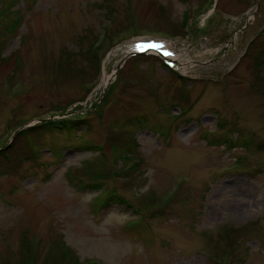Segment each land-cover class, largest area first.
<instances>
[{"label":"rangeland","instance_id":"rangeland-1","mask_svg":"<svg viewBox=\"0 0 264 264\" xmlns=\"http://www.w3.org/2000/svg\"><path fill=\"white\" fill-rule=\"evenodd\" d=\"M81 263L264 264V0H0V264Z\"/></svg>","mask_w":264,"mask_h":264},{"label":"trees","instance_id":"trees-1","mask_svg":"<svg viewBox=\"0 0 264 264\" xmlns=\"http://www.w3.org/2000/svg\"><path fill=\"white\" fill-rule=\"evenodd\" d=\"M79 123H81V120L78 118H75V117H71V118H68V117L65 118L64 117V118H60V119L55 118V119L45 121L42 124H38V125H35L32 127L23 129L22 131H20L17 134L16 138L18 136H20L21 134H24L26 132H28V134L33 133V132L38 133V132H42L43 130H53L55 128H60V127L63 128V126L65 129H70L73 126L78 125ZM12 146H13V144L10 147H12ZM4 149H8V148L6 147ZM115 197H116L115 193H110V195L105 199V205H109V203H111L112 201L115 200ZM120 200L123 203H126V201H127L125 199H120Z\"/></svg>","mask_w":264,"mask_h":264},{"label":"snow or ice","instance_id":"snow-or-ice-1","mask_svg":"<svg viewBox=\"0 0 264 264\" xmlns=\"http://www.w3.org/2000/svg\"><path fill=\"white\" fill-rule=\"evenodd\" d=\"M138 47L140 48L141 51L145 50L142 46H138ZM148 47L157 48V47H160V45L151 44V45H148ZM165 55H170V53H165Z\"/></svg>","mask_w":264,"mask_h":264},{"label":"bare ground","instance_id":"bare-ground-1","mask_svg":"<svg viewBox=\"0 0 264 264\" xmlns=\"http://www.w3.org/2000/svg\"><path fill=\"white\" fill-rule=\"evenodd\" d=\"M132 49V48H131ZM151 52V51H150ZM171 57H173V55H171ZM173 58H175V57H173ZM184 68H186V66H184Z\"/></svg>","mask_w":264,"mask_h":264}]
</instances>
